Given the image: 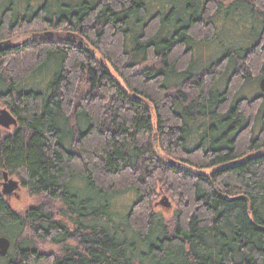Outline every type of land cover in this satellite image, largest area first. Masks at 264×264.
<instances>
[{
  "label": "trees",
  "instance_id": "trees-1",
  "mask_svg": "<svg viewBox=\"0 0 264 264\" xmlns=\"http://www.w3.org/2000/svg\"><path fill=\"white\" fill-rule=\"evenodd\" d=\"M42 1L0 0V42L62 34L0 53L17 120L0 127V179L43 198L21 214L0 194V264H264V91L240 96L264 77V0Z\"/></svg>",
  "mask_w": 264,
  "mask_h": 264
},
{
  "label": "rangeland",
  "instance_id": "rangeland-1",
  "mask_svg": "<svg viewBox=\"0 0 264 264\" xmlns=\"http://www.w3.org/2000/svg\"><path fill=\"white\" fill-rule=\"evenodd\" d=\"M32 2H34L35 5H40L41 2H43L42 0H32ZM53 2V0L51 1ZM223 24L222 21L219 22V25ZM227 31L229 32L228 37L230 40H235L238 41L240 39L243 38V36L247 33V22H245L244 20H238L235 19V21H232L231 23H229L227 26ZM52 30L47 31L48 33H51ZM46 33V32H45ZM44 33V34H45ZM35 34L34 32H30L29 34H25V35H19L18 37H14L13 39H9L14 43L17 44H24V43H29L30 41H32L35 38ZM44 37L43 34L39 37L36 38V40H41V38ZM48 37V36H46ZM7 41V40H6ZM246 41V39L244 38L242 41H240V44H244V42ZM233 44V42H229V45ZM217 47L216 45L212 44L209 45L208 47H203L199 49V52L197 54L198 58H199V62L202 64L206 63V66H208L213 60H215L216 57H218L219 52H217ZM214 58V59H213ZM208 63V64H207ZM46 77V73H44L43 75V79ZM37 80H40V76L38 75ZM42 79V80H43ZM41 81V80H40ZM251 86V87H250ZM260 92V85L259 82L254 83L253 85H246V87L241 91L240 96H242V94H244L245 97L249 96V98H253L255 96H257ZM5 108L7 109V107L0 102V109ZM8 110V109H7ZM3 130H6L4 128H2ZM14 130L13 127H11V129L9 130V132L12 133V131ZM4 172V171H3ZM10 179H15L19 182L18 178H16L15 176L12 177L8 174ZM3 182V176L0 179V193L3 189L2 183ZM20 183V182H19ZM14 195H12L10 198H6L8 200L9 205H11L12 209L14 211H17L21 214H23L27 208L31 207V206H37V204L39 202L42 201V197L41 196H32L30 193H28L26 188H23L21 183H20V188L15 190ZM134 193L133 192H129L126 195H121L118 196L115 200H114V207H113V211L117 212V214H126V210L128 209L129 205L131 203H133V201H135V197H134ZM168 198V203H169V208H167L164 204L161 203L162 198L163 197ZM155 203H154V208L157 211V213H159L161 215V217L163 216V218H165V220H170L173 217V214L175 213V208H176V201L168 194L165 193H160L158 196H156V198H154ZM119 215H117L115 217L114 222H116L119 217ZM69 245H72V243H68ZM37 247L38 249H40L41 252H43L44 254L50 255L52 254H59L60 253V248L55 245L52 244L51 242H47V241H39L37 242ZM11 251V250H10Z\"/></svg>",
  "mask_w": 264,
  "mask_h": 264
},
{
  "label": "water",
  "instance_id": "water-1",
  "mask_svg": "<svg viewBox=\"0 0 264 264\" xmlns=\"http://www.w3.org/2000/svg\"><path fill=\"white\" fill-rule=\"evenodd\" d=\"M44 35L48 36L49 39H51L52 35L51 33L46 32ZM19 48V44L12 42L11 40L8 41H2L0 42V53L6 52L11 49ZM260 88L264 91V77L260 80ZM17 120L14 117V115L10 114V112L2 108L0 109V127L10 130L11 127H16ZM3 184L2 191L0 194L4 195L7 199L10 198L12 195H14V191L20 188V183L17 180L10 179L7 172H3ZM226 201H240V200H247V198L243 195L231 197L226 196ZM162 204H164L167 208H169L168 198L165 196L162 198L161 201ZM11 247V241L7 237H0V257L4 258L10 251Z\"/></svg>",
  "mask_w": 264,
  "mask_h": 264
},
{
  "label": "flooded vegetation",
  "instance_id": "flooded-vegetation-1",
  "mask_svg": "<svg viewBox=\"0 0 264 264\" xmlns=\"http://www.w3.org/2000/svg\"><path fill=\"white\" fill-rule=\"evenodd\" d=\"M52 34V37L53 38H57V37H59L60 35H62L60 32H58V31H56V30H54V31H52L51 32ZM43 33H41V34H35V38L32 40V41H38V40H36V38L37 37H39V36H41ZM44 36V35H43ZM51 37V38H52ZM40 40V39H39ZM259 85H260V81H259ZM263 90H261V88H260V92H262Z\"/></svg>",
  "mask_w": 264,
  "mask_h": 264
}]
</instances>
